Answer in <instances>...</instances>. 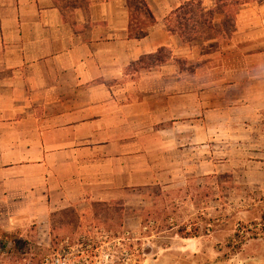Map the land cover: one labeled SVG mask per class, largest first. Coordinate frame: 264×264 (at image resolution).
Segmentation results:
<instances>
[{
    "label": "crops",
    "instance_id": "obj_1",
    "mask_svg": "<svg viewBox=\"0 0 264 264\" xmlns=\"http://www.w3.org/2000/svg\"><path fill=\"white\" fill-rule=\"evenodd\" d=\"M191 1L0 0V220L168 188L264 115V0H202L195 38Z\"/></svg>",
    "mask_w": 264,
    "mask_h": 264
},
{
    "label": "rangeland",
    "instance_id": "obj_2",
    "mask_svg": "<svg viewBox=\"0 0 264 264\" xmlns=\"http://www.w3.org/2000/svg\"><path fill=\"white\" fill-rule=\"evenodd\" d=\"M226 28L232 30V24ZM242 44L258 51L264 37ZM259 113L251 112L250 131L242 132L241 124L233 136L220 132L212 163L189 162L168 188L92 204L83 214L65 207L45 221L0 220V264H35L43 258L45 264H123L121 236H140L147 219L165 227L144 238L140 261L130 255L124 264H264V115ZM116 232L119 238L110 237ZM53 241L60 242L57 253Z\"/></svg>",
    "mask_w": 264,
    "mask_h": 264
},
{
    "label": "trees",
    "instance_id": "obj_3",
    "mask_svg": "<svg viewBox=\"0 0 264 264\" xmlns=\"http://www.w3.org/2000/svg\"><path fill=\"white\" fill-rule=\"evenodd\" d=\"M219 8L226 9L231 12L233 8H236L240 5L254 2L257 0H216ZM176 14L178 15L177 18H179L178 21V28L182 31V34H188L190 38H195V35L198 36L199 33L202 32L203 29H206L204 27L210 26L209 19L213 15L212 12H205L202 8V0H193L190 3L186 4L182 8H180ZM177 29V27H176ZM184 34V35H185ZM147 219V218H146ZM145 219H143L144 221ZM154 221L151 219H147L146 221L142 222V233L138 237H123L125 239V242H122L121 250L118 249L119 255L122 258L123 264L126 260L127 256H136L138 258V261L141 260L143 256V248L142 244L144 243L143 240L146 237H152V233L154 231L160 232L159 230L165 226H154L152 223ZM81 227V226H80ZM79 227V228H80ZM186 235H192L193 232H188L186 228H183L181 230ZM108 232H111L108 230ZM199 227L196 226L194 228V235L198 234ZM112 238H119L121 235V232H116L115 234H110ZM60 242L59 241H53V248L52 250L57 253L60 249ZM45 258L42 260L36 262L35 264H45L44 261ZM122 262H118V264H121Z\"/></svg>",
    "mask_w": 264,
    "mask_h": 264
}]
</instances>
